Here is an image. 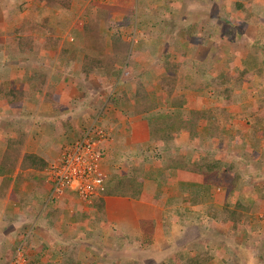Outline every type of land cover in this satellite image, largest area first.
<instances>
[{"label": "crops", "instance_id": "1", "mask_svg": "<svg viewBox=\"0 0 264 264\" xmlns=\"http://www.w3.org/2000/svg\"><path fill=\"white\" fill-rule=\"evenodd\" d=\"M106 1L115 11H119L121 2L125 0ZM183 1L175 0L174 13L172 14L170 8L165 14L167 20L172 15L178 16V21H175L172 16L173 20L166 26L168 33L162 40L167 44H173L174 48L165 52V59L169 54L171 56L166 60L162 59L163 64L169 61L179 63L175 60V54L181 53L183 42L178 39L184 32H186L185 39L188 37L189 40L191 35L203 43L212 41L215 43L213 33H208L211 29L209 24L207 28H202L201 23H197L195 19L187 16L180 17L176 4ZM259 1V7H263L264 0ZM6 2H9L10 8L5 6ZM138 4L140 7L142 4L151 7L148 0H138ZM146 9L148 10L147 7ZM207 9V14L212 18L223 15L222 17L226 19L225 26L228 27V21L232 19L226 16V10L224 14H217L213 13V7ZM152 12L154 14L155 10ZM189 16L192 15L189 14ZM27 17L31 20L30 24L26 23ZM74 17L75 13L55 2L48 5V1L40 0H0V33L3 34L0 38V45H2L0 55L3 57H0V80L13 83L14 87L27 95V89L31 86L27 78L29 74H20L19 66L23 62L29 63L28 60H33L42 66L41 75L57 77L59 78L57 83L60 84L59 87L56 86L54 79L49 77L48 84L52 88L46 91L41 90L44 87L38 88L36 92H40L37 94L35 92L32 98L28 97L13 104L0 99V116L3 112L8 114L7 111L11 110L9 114L12 118L5 125L6 128L0 126V166H4V170L1 169V178L2 181H6L4 188L1 189L3 195L0 196V206L3 210V215L1 214L3 218L0 217V235H3L5 239L0 240V248L6 253L3 256L5 260L3 263L17 264L19 257L22 259L28 254L37 258V262L33 264H182L190 257L199 258L201 264H239V259L233 255L235 248H231L228 243L223 245L220 240L227 241V232L231 231L233 226H236L237 231L243 228L242 232L236 231V234H240L250 223L261 225V218L264 215V191L260 193L259 187L249 189L246 188L247 185L234 184L232 187V184H229L230 181L224 180L221 185L226 190L227 196H224V200L229 197L228 194L238 198L236 201L228 200L226 204L217 200L213 202L211 191L215 189L213 185H218L219 178L240 176L243 168L245 170L261 156L260 144L257 140L254 145L250 144L248 147V138L251 136L247 125L249 121L247 122L245 115L247 111L241 108L242 106H226L229 116L226 119L201 120L197 126L199 129L197 136L191 135L185 127L180 129L178 126H173L175 128H173L172 137L170 141L166 140L154 127L156 123L145 118V114L139 113L140 109L145 113L149 111L143 110L141 105L138 109L134 106V97L137 93L135 85L141 77L146 80L145 76L139 73L144 71L148 78L158 70L153 58H150L151 47L148 48L149 58L141 60L138 64L143 69L138 70L135 67L131 60L138 59L140 55H136V52H139V43L136 41L131 43L132 51L126 61L131 64L122 70L124 81H127L126 74L132 71L130 73L134 76L130 78V86L135 90L127 95L125 90L119 88L117 91L122 93L115 97V101H122L120 104H124L125 109L117 107L106 109L99 94L96 96L88 94L89 91L80 87L78 82L81 80L84 82L85 79L88 81L110 80L113 72L111 74L105 72L104 75L95 73L98 67L104 64L102 61L104 56L100 54L96 60L98 67L95 66L91 70L92 73L85 74L82 70L79 71L78 65L82 64L81 58L83 59L82 56L85 53L80 55V59L72 58L73 45L63 38L74 29ZM111 18H113L112 23L122 24L120 21L123 20V14L122 12L111 13ZM154 23L156 21L151 25ZM254 24L260 31L262 30L260 25ZM28 25L29 33L27 34ZM36 26L41 27L38 33L32 32ZM130 27V34L134 30L136 36L141 32L133 25ZM215 27L217 29L219 25ZM232 27H234L233 24ZM153 30L154 28H151V31ZM156 30L160 32L159 27ZM209 35L213 36L210 40ZM225 35L228 36L224 33ZM31 38L36 47L35 53L25 51L28 48L23 40ZM54 39L57 41L53 42ZM15 41L18 42L19 52L15 50ZM262 45L264 42H256L252 48ZM65 49L71 51L69 57L61 53ZM84 49L87 51L86 46ZM250 49L244 54L242 66L236 64L235 67H230L231 71L228 72L230 75L236 68L243 69L246 66V55ZM39 50L43 52L40 55ZM182 55L185 60V51ZM193 58L197 59L196 56ZM182 70L183 67L178 69L179 72ZM244 82L240 90L237 88L243 96L248 97L255 92H260L259 80L253 73L247 74ZM178 95L183 97L184 106L181 113L188 115L189 118L186 117V119H190V122L195 113L211 107L210 104L219 109L225 107L224 101H217L214 97L211 98L213 99L211 102L203 104L198 101L201 96L193 98L196 100L193 101L184 92ZM48 98L51 99L48 100ZM203 98L208 100L207 97ZM52 102L61 112L59 115L53 114ZM161 102V107L158 108L162 112L164 122H161L164 125L165 120L168 119L165 118L166 115H172L176 109L172 107V93L169 96L165 93ZM7 107L16 108V110ZM15 114L18 118H13ZM235 117L236 120H234ZM22 121H25V124ZM90 126L100 129L105 134L101 145L104 148L106 161L103 169L108 175H113L115 170L121 172L120 176L126 175L131 169H141L140 167L148 162H153V169L148 170L144 167L145 176L140 177L141 184H144L143 188L140 187V198L106 196L103 198L104 204L100 206V198L88 204L76 196L75 202H79L81 207L75 209L69 200L65 199V194L68 192L76 194L70 189L60 201H55L51 205L50 187L48 188L45 184L48 181L46 170L50 164L60 158L65 146L81 137L84 130ZM207 129L221 131L210 133L206 131ZM13 141H16L18 151L11 153L10 159L4 160L1 154L8 151L7 143ZM240 146H243L246 153L248 152L246 161H243ZM202 164L210 166L212 175L209 187L204 186V181L200 179L203 174ZM260 175L264 176V170L260 172ZM39 178H41V185L37 184ZM116 182L112 181L111 187L117 185L118 182ZM182 185L187 188L185 191L179 189ZM252 192L255 194L251 195ZM186 193L190 201L184 200ZM208 195L209 201L206 199ZM191 196L197 200L192 199ZM256 201L258 207L254 208L252 203ZM239 204L249 208L250 212L247 213L248 211L239 208ZM186 208L189 211L183 212ZM207 209H210L209 213ZM212 210L217 212V217L210 215ZM232 212L247 213V217L235 221L234 218L239 217L240 214L235 217ZM79 215H88L90 220L82 221ZM221 227H224V230L221 231ZM43 233L54 236V239L51 236L53 244L47 248L42 241L36 240V238H42ZM18 234L20 235L15 238ZM89 234L93 237H89ZM24 237L27 238L26 242ZM231 240L235 239L231 238ZM12 241L13 245L10 246L8 242ZM71 245L73 250L70 249ZM125 247L127 251L123 252ZM23 251L26 252L24 256ZM13 252L15 255L11 257ZM19 262V264L28 263L27 260Z\"/></svg>", "mask_w": 264, "mask_h": 264}, {"label": "rangeland", "instance_id": "2", "mask_svg": "<svg viewBox=\"0 0 264 264\" xmlns=\"http://www.w3.org/2000/svg\"><path fill=\"white\" fill-rule=\"evenodd\" d=\"M40 1L41 2L48 1V5L55 2V4H58L59 6H62V7L64 6V8L75 13V17H74L75 27L71 31L70 34L65 35L63 38H64V40L68 41L70 44L73 45L74 55L72 58H74V59L79 58L80 59V55L82 53H85L82 56L83 59L81 58L82 64L78 65L80 68L79 71L82 70L85 74H88L86 70L88 69L91 71L96 66V60H98V56L100 54V55L104 56L102 59L104 64L99 66V67L96 66V67H98V71H95V73H101L102 75H104L105 72H107L109 74H111L113 72V77L110 80L101 79V80H96V81H88L87 79H85L84 82H82V80L80 82H78L79 86L83 87V89L89 91L88 94L91 93V94H93V96H96L97 94H99V96H101L100 97L101 102L103 101L105 103L106 109L109 107H117L119 109H125L123 107L124 104H120V102H122V101L113 100V98H115L118 94L122 93V92L120 93V91L118 92L117 90L119 88H121V90H125L127 95H129L130 91L136 89L138 95L136 94V97H134V106L136 107V109H138L139 105H141L143 107V110H146V106L144 104L143 105L140 104L139 100H138L139 93L145 94V87L140 88L139 83H137L135 85V89H133L130 86V78L132 76H134L133 74L130 73L132 71H129L126 74L127 81L122 80V76H123L124 72L121 73L120 75H118V73L116 71L114 72V69H116L115 67H117V66H115L111 60L106 61V57L113 58V55L111 54V51H110V46H112L113 44L120 45V46H126L124 43H127V44L129 43L130 44V52H131L132 51L131 50V48H132L131 43H133L135 41L139 42L138 34L136 36L135 30L132 34H130L131 27H130V24H128V22H127V17L130 15V16H134L136 21L139 20V17H142L141 19H143V17H144L145 19H147V22L150 23V25L154 21H156L157 25L159 24L161 41H160V43H157V46L155 48L157 54L156 55H154L155 53L151 54L150 58H153L154 64H156L157 61H159L160 64H163L162 59H165V57H164L165 52H168L171 48H174L173 44H167V42H164L162 40V38L164 36H166L168 33V29L166 26L169 25V22L173 19H175V21H178V16L172 15L175 11L174 10L175 5H173L175 0H148L149 5H151V7L153 6L152 7L153 10L151 9V7L145 6L148 8L146 13L143 12V9H142L143 7H140V5L138 4V0H125V1L121 2L120 6H119V11H115L111 6H109V4H107L106 0H58V1L54 0L53 2H52V0H40ZM109 1L113 2V0H109ZM237 1H240V0H237ZM5 4H7V5H5L7 7L10 6L9 2H6ZM233 4H234V0H184L182 3L176 4V7L178 8L177 13L180 15V17L181 16H185V18H186V16L191 17V18L195 19L197 23H201L202 28H207V25L210 24V21H209L210 19L208 16H206V15H208L207 14L208 13L207 8L213 7L214 8L213 13L218 14L220 11H223L222 14H224L225 10L227 13V10H229L233 6ZM263 5L264 4H262V6ZM170 8L172 9V11H171L172 14L171 13L170 14L173 16V17L171 16L173 19H171V17H170V19L167 20L165 14H166L167 10ZM154 10H155V13H154L155 15L152 12ZM113 11H115V12H113ZM116 12L117 13L122 12L123 20L120 21V23H122V24L112 23L113 18H111V13H116ZM189 14H191L192 16H189ZM222 16L223 15L216 16L215 18H212V21L215 20L216 24H218L219 27H220V25L223 26L226 22V19L223 18ZM194 17H196V18H194ZM234 17L235 18L237 17V19H239V20H237L236 23H234V27L232 29L233 33L231 32L230 36L228 35L226 37V35L224 36L225 29H223V27L222 28L218 27L219 29L218 28H217L218 30L216 29L217 30L216 34L215 35L213 34V36L215 38L214 39L215 43H213V41L210 43H203L198 38H195L191 35H190L189 40H188V37H187V39H185L184 35L186 32H184L183 36H180V38L178 39V41L183 42L182 43L183 47L181 49V53L175 54V60H177L179 63L184 62L182 53H183V51H185L187 54L185 58H188V57L191 58V57L196 56L197 61L199 63H205V65H207L209 67V70L212 74H219L221 72L225 73L229 67H235L236 64L238 66L239 65L242 66L244 64V57H245L244 54L247 53V51L250 48H252V46L254 44H256V42H258V43L264 42V31L261 32L257 25H255L251 20L249 21V18L247 17V13L245 11L237 10V13L235 14ZM228 18H230V17H228ZM30 21L31 20L27 17L26 23L30 24ZM97 21L102 25H106L104 28L105 32L103 34V40H101V41H102V43H103V41H105V43H107V48L105 51H108L109 54H105L104 50H102L100 48V49H95V51H94L95 54H93L94 56H92V53H89L90 50L86 51L84 49L85 45L83 43V39H85V36H84L85 31L87 29L91 31L90 27H96L95 24H97ZM228 23L230 26H232V24H233L232 21H228ZM131 25H134V22ZM210 25H212V24H210ZM65 26H68V25H65ZM183 26H185V23H183ZM230 26H228L227 29L228 28L230 29ZM28 27H29V25L26 27L27 28V32H26L27 34L29 33ZM40 29H41V27L36 26L35 29L32 30V32L38 33V31ZM35 35H37V34H35ZM2 36H3V34L0 33V38ZM213 36L209 35L208 39L209 40L212 39ZM78 37H79V40H77ZM97 37L99 39V36H97ZM135 37H136V40H135ZM67 38L69 40H67ZM72 39H73V41H72ZM95 39L97 40V38H95ZM54 41H57V40L54 39L53 42ZM23 42H24V45L25 44L27 45V48H29V47L36 48V47H34V41L32 38L31 39H24ZM47 48H49V47H47ZM15 50L18 51V42H16V41H15ZM135 50H137L136 47H135ZM25 51H27V53H28L31 50L25 49ZM57 51H59V49ZM70 52L71 51H69L68 49H65L61 53L63 55L67 54L69 57ZM40 53H43V52L41 50H39V55H40ZM146 53L149 54L148 51ZM75 54H77L79 57ZM139 54L140 53L137 51L136 55H139ZM0 57L3 58L1 55H0ZM261 57L264 58L263 55ZM140 58L141 57H139L138 59L133 58L132 62L135 65L140 64L141 60H142ZM2 61H3V59H2ZM7 62H8V60H7ZM28 62L29 63L23 62L19 66L20 74L21 73L29 74L27 76V78L30 81V83H33V85H32L33 90H35L38 88L36 86V84H38L41 80V79L37 80L35 78L40 76L39 75V74H41L40 70L41 69L43 70V68L41 65L36 64L33 60L32 61L28 60ZM128 63L125 64V66L121 65L120 66L121 70H125L124 68H127ZM129 65H130V63H129ZM150 65H152V63ZM59 67L60 66H58V68ZM136 67L138 68V70L143 69V67H141L140 65H138ZM149 67L152 68V66H149ZM155 67H157V65H155ZM143 72L144 71L139 73V75H142ZM30 73H32V75ZM91 73H92V71H91ZM88 76H90V75H88ZM49 77H52L54 79L56 86H58V87L60 86V84H58L59 81L57 80L59 78L51 76V75L50 76L47 75L46 76L47 79L46 80L43 79L45 81L46 85L42 86V87H44L42 90L46 91V89L52 88L48 84V80L50 79ZM210 80H211L210 75H206L204 77V82L206 84ZM57 81H58V83H57ZM70 91H73V90H70ZM30 92H31V87L27 89L28 96H30L29 95V94H31ZM170 93L171 92H169V90L167 89V95L168 96L170 95ZM103 98H105V99H103ZM49 99H51V98H48V100ZM198 101L202 102L203 104H204V102L208 103V100L206 98H203V97H200L198 99ZM161 103L162 102L160 101V104ZM210 106L211 107L204 109V110L210 109L215 114H219V112L217 111L218 108L214 107L213 104H210ZM233 106H242L241 108H244L247 111V113H245V115L247 116L246 117L247 122L249 121L247 124L249 126L248 128H250L249 134L251 137L255 136V138H250V137L248 138L249 139L248 147H250V144L254 145L256 140H257V142L260 144L259 148L261 150V154H260L261 156L258 157V159H256V161H253L252 165H248L245 170L243 168V170L240 172V176L237 175V176H230V177H225V176L221 177V178H219V180L217 182L218 185L212 186L215 188L211 191L212 201L216 202V200H217V202H223V203L225 202V204L227 203L228 200L236 201V200H238V198H237V196H233L231 194H228L229 197H227V199L224 200V196H227L225 193L226 190L224 189L223 186H221L224 183L223 182L224 180L230 181L229 184H232L231 185L232 187L234 184L235 185H242V186L247 185L246 188H249V189L252 187L253 188L259 187L258 192H260V193L262 191H264V176L260 175V172H262L264 170V129H263L264 122H262V120L261 121L259 120L260 116L264 118V94H259V93L255 92V93H253V95H248V97H244L241 101H239V103H237ZM158 107L159 106H157L156 109L150 110L149 111L150 113L149 112L145 113L140 109L139 113L141 115L145 114L146 116H144V117L147 118L148 120H150L151 122H156V123L160 122L162 124L161 120H162L163 115H162V112H160V109ZM7 108H9V107H7ZM56 108H57L56 104H54L52 102V108L51 109H52L53 114L59 115L61 112L59 111L58 108L57 109ZM9 109H12V110L15 109L16 110V108H9ZM10 112H11V110H10ZM10 112L7 111L8 114ZM8 114L3 112L2 116H0V118H1L0 119V126L5 127L7 122H9V120L12 119L11 115L10 114L8 115ZM14 117L18 118L17 114H15L13 116V118ZM187 117L189 118L188 115H187ZM256 118H258V120L260 121V124H261L260 128L258 127L259 125L254 124V123H256V120H255ZM234 120H236V117L234 118ZM22 122H24V124H25V121H22ZM24 126L25 125H23V127ZM92 127L91 126L88 127L87 129L84 130L83 133H86ZM248 128H247V132H248ZM7 146H8L7 147L8 148L7 154H9L8 159H10V157L12 155L11 153H17V151H18L16 148L17 143H16V141H13L9 144L7 143ZM102 147L103 146L100 145V148H102ZM239 150H241V156L243 157V161H246V159H248V152L246 153V151L243 150V146H240ZM5 152H4V154H5ZM4 154H1V155L4 156ZM13 156H15V155H13ZM105 162H106L105 159H103L102 165H105ZM111 162H112V160H111ZM112 163H114V162H112ZM144 167L148 170H151L150 168L153 167V162L152 163L148 162L145 166L140 167L141 169H137V170L131 169L129 174H126V175L122 174L120 176L119 174H121V172H119L118 170H115L113 175L112 174L108 175L106 172V175H107L106 184L112 186V181L115 183L116 179H117L118 180L117 182L123 181V182H125L126 186H128V187L131 186L133 188H137L138 186H140V184H138L137 182H139V181L141 182V179L145 176ZM0 169L4 170V167L0 166ZM1 175H2V171H0V196L3 195L2 194L3 191L1 189L4 188V186L6 184V181H2ZM140 177H142V178H140ZM37 184L41 185V178H39V182H37ZM45 184L48 188L50 187V196H49L50 199H49V201H51V205H53L55 201H60L62 199V196H59L58 194H55L53 192V186L54 185L48 181H46ZM143 185L144 184H142V186ZM220 187H222V188H220ZM254 194L255 193H253V192L251 193V195H254ZM65 196H66L65 199L69 200V203H71L73 208L79 209L81 207L79 202H77V201L75 202V200H77L75 198L77 196L76 194H74L72 192H68L65 194ZM100 197L101 196H99L98 198H100ZM206 199H207V201H209L210 196L209 195L206 196ZM243 200H244V198H243ZM252 204H253L254 208L258 207L257 201L253 202ZM227 207H228V205H227ZM2 212H3V210L0 206V217H2V215H3ZM251 212H253V211H251ZM212 213L216 214L217 212L212 210ZM79 217H81L82 221H84L86 219L90 220L88 215H86V216H80L79 215ZM261 220H262L261 225H255V224L250 223V225L248 224L247 226H245L244 232L240 233V234H236L237 228H236V226H233L232 230L227 232V234H228L227 235V238H228L227 241L220 240V242L223 245H224V243L225 244L228 243V245H230L231 248H235V253L233 252V255L235 257H237V259H239V262H238L239 264H264V215L261 218ZM60 227L62 229H64L62 226H60ZM241 229H243V228L238 229L237 232L241 231ZM218 230H220V229H218ZM222 230H224V227H221V231ZM19 235L20 234L16 235L15 238H17ZM41 236H42V238L41 237H40V239L36 238V240L40 241V242L42 241V243L45 244V248H47L51 244H53L54 236L52 234L43 233ZM51 236L53 237V239H51ZM89 237H93V235L89 234ZM231 238H234L235 240H231ZM32 239H33V237H32ZM236 239H237V241H236ZM0 240H5L3 235L2 236L0 235ZM26 240H27V238L24 237V242H26ZM55 240H58V239H55ZM8 243L10 244V246L13 245V241L8 242ZM61 243L62 242H60V244ZM54 244H55V242H54ZM18 246H19V244L17 245V248H18ZM55 246H57V245H55ZM70 249L73 250L72 245L70 246ZM123 250H124L123 252H126L127 248L125 247V249H123ZM4 252H5L4 249L0 248V264H4L3 262L5 260H4L3 256L6 255V253H4ZM14 255H15V252H13L11 254V257ZM22 255L23 256L26 255V252L23 251ZM68 258H70V257H68ZM68 258H66V259L68 260ZM20 260L21 261L27 260L28 261L27 264H33V263L37 262V258L34 255H28V254L25 256V258L21 259V257H19V259L16 261V263L19 264Z\"/></svg>", "mask_w": 264, "mask_h": 264}, {"label": "trees", "instance_id": "3", "mask_svg": "<svg viewBox=\"0 0 264 264\" xmlns=\"http://www.w3.org/2000/svg\"><path fill=\"white\" fill-rule=\"evenodd\" d=\"M259 4H260L259 0H240V1L234 0L233 6L229 10H227L226 16L232 19L231 21L234 26V23H236V21L239 20L237 19V17L236 18L234 17L235 14L237 13V10L245 11L247 13V17L249 18V21L251 20L252 22L260 25L261 29L264 31V6L259 7ZM142 7H143L142 8L143 12L146 13L147 9L145 5L142 4ZM222 13L223 11L219 12V14H222ZM133 17L134 16L129 15L127 17V22L128 24H130V26L134 22L133 26H135V28L137 26V28L141 31L138 34L139 42H137L139 43L138 50L140 52V55H139V57H141L140 59L143 60V59L149 58L148 53H146L149 47H151V50H150L151 54L155 53L154 55H156L157 53H156L155 48L157 46V43H160L161 41V34L159 31L156 30L159 27V24L157 25V23H154L153 25H150V23H148L147 19H145L144 17L143 19H141L142 17H139L138 21H136L135 17L134 18ZM208 17L210 19L209 20L210 24H212V25L209 24L211 29L210 31H208V33L212 32L215 35L217 31L215 26L217 24L214 20L212 21V16L208 15ZM95 26L96 27H90L92 32L88 29L85 31L84 33L85 39H83V43L86 46L87 50H90L89 53H92V56H94L93 54H95L94 53L95 49H100V48L104 50L105 54H109L108 51H105L107 48V43H105V41H103L102 43L101 41L103 40V34L105 32L104 28L106 25H102L97 21V24H95ZM220 27L221 28L223 27V29H225L224 31L225 34L229 35V33L230 34L231 32L233 33L232 26H230L229 30L227 29L225 24L223 26L220 25ZM151 28H154V30L151 31ZM184 30L186 31L187 29L185 28ZM96 35L99 36V39ZM95 38H97V40ZM124 44L126 46H120L116 44H113L112 46H110V51H111V54L113 55V58L111 59V61L114 63L115 66H117L115 67L116 69H114V72L116 71L118 75L123 73V71L121 70V68H119V66L124 65L130 57V44L129 43L128 44L124 43ZM146 45L147 47L145 48ZM1 48H2V45H0V49ZM28 49L31 50L30 53L36 52L35 48H32V49L28 48ZM186 55L187 54L185 52V57ZM262 55L264 56V45L254 46L253 48L250 49L249 53L246 55L247 57L246 66L243 69H241L240 67L236 68L232 75L228 73L231 71L230 67L227 69L226 73L221 72L219 74H212L209 70V67L205 65V63H199L197 59L193 57L185 58L184 62H181V64L169 61L165 65V64H160L159 61H157L155 64L157 65V69H158L157 72L154 73L153 76L150 75L148 78H146L145 73H142L143 76H145L146 80H144V77H141L140 80H138L139 87L140 88L145 87V94L139 93V98H138L139 103L142 105L144 104L148 111L155 109L157 106H159L160 108L161 107L160 101L163 99V95L165 93L167 95V89H168L169 92H171L173 95L172 107L173 108L175 107L176 109H174L175 111L172 113V115L170 116L166 115L165 118H168V119L165 120L166 123L164 125L163 123L161 124L160 122L158 123L155 122L157 127L156 125H154V127L159 131L161 135H163V137L166 140H169V141L172 137L173 128H175L173 126H178L180 129H182L181 127H185L187 131L190 132L191 135L197 136V133L199 130L197 126L201 120H205V119L218 120L220 118L225 119L227 116H229V112H227L226 106L231 107L239 103V101H241L245 97V95L243 96V94L240 93L237 90V88L240 90V88L243 87L245 83L244 82L245 76L247 74L253 73L255 76H257L259 80V89H260L259 94H264V60H263L264 58L261 57ZM168 58H170V54L168 55L166 59ZM106 59L108 60L109 58L106 57ZM129 63L131 64V62ZM136 66H138V64L135 65V67ZM181 67H183V70L179 72L178 69ZM86 71L88 74L91 73V71L88 69ZM39 75L40 76L35 79L37 80L41 79L40 82L36 84V86L41 89L43 85H46L43 79L46 80L47 79L46 76L48 74L46 76L41 75V74ZM206 75L211 76V80L207 84L204 82V77ZM32 85L33 83H31V86ZM37 89L33 90V86H32V89L30 92L31 94H29L31 96H27L28 94L26 95L23 91L14 87L13 83L9 81L0 80V99L9 101L12 104L18 103L28 97L32 98L33 97L32 95L35 94ZM39 92L40 91H37L36 94ZM181 92L186 93V95L192 100L195 97L201 96V97H207L208 101L211 102L213 100V99L211 100V98L214 97V99H216L217 101H224L225 107L220 108V109L218 108L217 111L219 112V114H215L210 109L203 110L199 113H195L197 116L194 114L192 118V122H190V119H186L187 115H185L184 113H181L183 106H184V103L182 100L183 97L178 95ZM136 94L138 95V93ZM115 99L116 98H113V100ZM193 101H196V100L194 99ZM255 120H256V123L254 124L259 125L258 127L260 128V125H261L260 121L262 120V122H264V118L260 116V119H259L260 121L258 120V118H256ZM206 131L210 133H217L221 130H217V129L208 130L207 129ZM251 138H255V136ZM8 156L9 154H7V151H6L4 154V160H8ZM247 162H249V160ZM201 167H202L203 174L200 177V179L204 181V186L209 187V181L211 180V175H212L211 171L209 170L210 166L206 164H202ZM137 183L140 184L141 188L143 187L140 181ZM140 186H138L137 188H133L131 186L128 187L123 181L118 182V184L113 187L106 184V188L102 192V196L100 197L101 199L100 206L104 204L103 198L106 196L134 197L138 199L140 198V193H139V191H141ZM179 189L181 191L183 190L185 191L187 188L182 185L181 187H179ZM191 198L197 200V198L193 196H191ZM184 200L190 201V197L188 196L187 193L184 196ZM238 207L248 211L247 213L250 212V209L243 207L242 204H239ZM185 211L188 212L189 210L186 208L185 210H183V212ZM209 212H210V209H207V213ZM232 213L234 214L235 217H237L236 216L237 214H240L239 217L234 218L235 221L240 220L242 217L243 218L247 217V213L245 214L239 213V212H232ZM210 214L214 215V217H217L215 213L211 212ZM182 264H201V261L199 258L190 257L186 259L185 261H183Z\"/></svg>", "mask_w": 264, "mask_h": 264}, {"label": "built area", "instance_id": "4", "mask_svg": "<svg viewBox=\"0 0 264 264\" xmlns=\"http://www.w3.org/2000/svg\"><path fill=\"white\" fill-rule=\"evenodd\" d=\"M105 134L100 129H89L71 144L65 146L60 158L46 170L53 192L63 196L74 190L78 198L88 204L102 196L107 175L103 169L104 152L100 148Z\"/></svg>", "mask_w": 264, "mask_h": 264}, {"label": "clouds", "instance_id": "5", "mask_svg": "<svg viewBox=\"0 0 264 264\" xmlns=\"http://www.w3.org/2000/svg\"><path fill=\"white\" fill-rule=\"evenodd\" d=\"M80 138V137H79Z\"/></svg>", "mask_w": 264, "mask_h": 264}]
</instances>
